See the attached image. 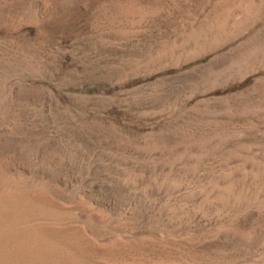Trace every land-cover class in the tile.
<instances>
[{"label":"rangeland","instance_id":"rangeland-1","mask_svg":"<svg viewBox=\"0 0 264 264\" xmlns=\"http://www.w3.org/2000/svg\"><path fill=\"white\" fill-rule=\"evenodd\" d=\"M0 264H264V0H0Z\"/></svg>","mask_w":264,"mask_h":264}]
</instances>
